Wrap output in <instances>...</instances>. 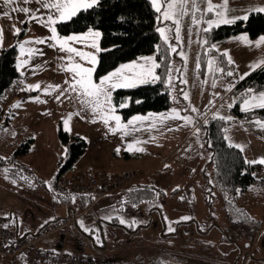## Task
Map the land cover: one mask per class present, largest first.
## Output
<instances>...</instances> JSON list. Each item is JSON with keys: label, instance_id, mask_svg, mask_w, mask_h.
Here are the masks:
<instances>
[{"label": "rangeland", "instance_id": "1", "mask_svg": "<svg viewBox=\"0 0 264 264\" xmlns=\"http://www.w3.org/2000/svg\"><path fill=\"white\" fill-rule=\"evenodd\" d=\"M43 2L46 0H30L27 4H23V0H16V3L22 6L38 9L46 20L47 13L55 10L45 9ZM206 2L207 0H189V4L198 3L201 7H206ZM224 2L225 0H213V3L219 6L218 10H223ZM15 7V3L9 7L6 6L5 0H0V13H11L9 16L0 15V26L3 27V45L0 46V52L18 45L17 64L25 59L28 60L27 64L18 67L27 83L39 82L41 89L51 84H60L65 96L57 100L58 89H50L47 93L40 89H27L21 92L22 98L28 97L30 93L40 99H28L25 108L19 112L23 119L12 126L18 125L20 132L28 136L25 142L34 141L30 152L26 155H18L6 165L0 164V219L4 221V226L7 225V229L17 232L20 236H36L37 250L65 252L75 256L86 255L97 259L99 264L104 260L111 264H146L145 262L151 263L156 257H161L169 264H264V186L254 182L242 193L234 209L228 208L222 193L214 186L212 151L206 149V143L203 144L205 138L202 140V136L199 135L201 146L195 141L196 135L184 140L190 124H185L179 119L169 117L163 122H157L159 118L153 115L144 121L129 124L126 129L111 131L102 119L94 118L99 114L93 113L89 107L81 103L78 94L68 91L66 81L72 74L61 66L68 63L61 58L69 53L61 49L59 44L53 47L55 42L50 39L52 35L50 28L46 24H41L38 17L31 18V14L17 11ZM259 7H264V0H227V13L241 17L235 22L247 21L253 12L264 13L254 10ZM245 13L248 14L246 20L242 19ZM157 14L158 17L160 14ZM212 15L209 13L206 18ZM25 21L28 22L24 23ZM63 22H58L57 25ZM168 23L170 22H158V27ZM189 24L190 16H185L182 19V42L174 39V33H169L172 42L179 44L177 51H184L188 56L186 66L182 68L183 59L176 53H169L175 61V68L179 69V73L173 76L172 87L164 82V76L161 77L170 98L183 89L189 93L190 101L193 97H198L200 101L201 93L203 94L204 91L200 112L205 113L207 108L208 111L220 109V106L218 108L215 106L225 93L230 92L226 101L221 102L225 107L220 109L225 115L234 117V120L228 121L227 124V136L233 141L230 146L242 145L239 149L244 153L247 161L251 165H261L260 167L264 168V163L259 159L264 157V128L256 123L259 117L239 118L233 112L235 104L238 103L240 110L248 113L242 110L239 92L236 89L238 84L249 75L239 80L236 77L249 72L251 63L264 59V43L257 44L259 37L253 39L248 35L251 43L246 44L239 38L241 34L223 40H212L213 30L232 23L214 26L208 32L201 31L199 26L189 27ZM14 25L22 29L20 34L14 31ZM204 27H207L206 24ZM30 37L44 39L26 44L25 52L21 53L18 42ZM205 37L209 43H215L219 49L228 51L208 50L203 44ZM98 43L99 50L91 47L90 41L75 43L74 46L96 52L99 62L102 51L101 36ZM159 45L161 49L165 47L161 36ZM29 48H34L36 51L29 55ZM151 55H156L161 64L166 63L157 51ZM229 55L235 63L228 62ZM210 56L214 58L213 68L219 65L225 69L224 73L208 71ZM139 58L136 59L138 62H140ZM76 60L79 61L80 58L76 57ZM98 62L95 65V79H97L95 74ZM197 63L201 65L199 69L196 68ZM259 68L261 67L252 70L250 74ZM159 69L157 72L160 74ZM161 69L165 73L164 67ZM228 69H231L235 75L230 77ZM177 74L186 78L188 83L185 85L176 80ZM203 74H205L204 79ZM214 78L216 82L213 86ZM148 83L138 84L135 87ZM228 83L235 84L231 91L226 88ZM192 85H195V93L186 90V86L190 89ZM135 87L114 89L112 99L115 91ZM217 92L221 94L219 98L214 97ZM233 95L237 97L236 103L230 107L232 110L227 112L225 111L229 108L227 102ZM8 98L13 99L10 89L0 101L3 102ZM213 98H215L214 105L210 104ZM197 105L192 101L189 104L183 98L178 102L171 99L169 110L172 107L186 108L187 111L182 113L188 115L191 114L188 112L192 111V107ZM124 107H129V104H125ZM169 110L149 113L168 115ZM149 113L138 115L148 116ZM191 115L196 117V113ZM9 118L11 112L6 110L0 118V136L1 131L8 127L6 122ZM122 122L128 121L122 117ZM110 123L115 125V121ZM177 124L179 127H174ZM148 125L153 126L148 127ZM60 126L71 135V141L80 137L88 145L85 156L61 176L63 179H69L79 172L114 176L131 174L136 182L144 186H156L161 192L153 201L142 205H124L121 201L123 194L132 189L131 186L123 187L120 192L115 193L116 195L101 198L98 197L102 192L99 195L96 193L100 192L99 189H91L85 194L89 197L87 201L90 200L88 204L82 201L81 196H75L74 201L59 200L56 193L59 190L58 181L61 180L59 174L69 157V147L59 136ZM204 132L206 137V130ZM129 143L133 145L132 151L128 150ZM181 143L180 149H177ZM22 144L23 142L11 147L5 144L4 148L1 146L0 158L12 159ZM118 147L119 152H117ZM141 148L145 150L141 151ZM201 160L203 170L199 175L197 168ZM205 161L208 163L207 166ZM17 167L18 176H11L9 171H4L5 168L17 169ZM165 181L167 184H164ZM160 182L165 186H160L158 184ZM49 183L52 184V188H49ZM169 186L181 190L171 192ZM192 186L191 195L188 188ZM67 190L70 192L71 189L67 188ZM70 193H73L72 190ZM108 215H112V219H107ZM185 216L190 218L183 219ZM53 217L55 219H50ZM74 217H77L73 220L75 222L69 226H63L52 234L39 238V233L44 227L61 226L66 220ZM120 217H123L127 223H122ZM81 219L84 222L83 227L79 223ZM114 219L117 220L114 224L119 223L122 227L113 225ZM133 220L136 223H131ZM130 224L138 228L135 233L126 230L131 227ZM85 228L91 231H86ZM37 232L39 233L36 234ZM97 237L102 243L97 242ZM162 252L169 255H161Z\"/></svg>", "mask_w": 264, "mask_h": 264}, {"label": "trees", "instance_id": "2", "mask_svg": "<svg viewBox=\"0 0 264 264\" xmlns=\"http://www.w3.org/2000/svg\"><path fill=\"white\" fill-rule=\"evenodd\" d=\"M157 15V12L151 4V0H99L97 6L80 11L71 20L58 24L57 29L61 35H70L73 32H84L89 27L98 29L101 32L102 51L99 55V62L95 74L96 78L99 79L122 63H127L130 60L138 59L142 56L151 55L156 51L155 45L160 43V35L156 30L158 27ZM242 33H247L253 39L264 35V13L253 12L247 21L240 20L229 25L220 26L213 30L211 38L212 40H223ZM17 59L18 45H14L0 52V100L9 89L12 97H21L22 86L17 90L14 89V80L20 76ZM159 72L163 78V69L160 68ZM162 78L156 83H148L132 89H119L114 92V103L129 104V107L117 108V112L124 120L127 121L138 114L165 112L169 110L171 107V98ZM249 87L257 91L264 90V66L240 82L236 91L240 93ZM233 112L239 118H264V109L243 113L238 103L235 104ZM2 114H4L3 108ZM209 119L210 124L204 125V128L206 130L209 149L212 151L214 186L222 193L227 207L234 209L235 203L240 199L242 193L247 191L256 182L255 172L262 168L260 165H251L239 148L228 144L223 132V129L227 127L228 121ZM59 136L69 147L68 161L60 171V178L81 159L86 153L88 145L80 137L73 138V141H71V135L65 132L62 126H60ZM33 142V140L24 142L13 155L12 159L4 160L0 158V164L6 165L18 155H26L30 152ZM8 171L11 176H18L19 174L18 167L17 169H8ZM65 180L67 181L68 179ZM57 186L59 190L56 193L59 200L64 202L72 201L71 197L74 194L75 196H81L84 203H90V200L87 201L89 197L85 194H76L74 192L71 194V190L69 192L67 187L60 181H58ZM159 192L161 190L156 186H144L141 183H137L132 186L131 191L128 190L120 198L124 205H142L153 201ZM115 221L117 220L114 219L113 225L122 227L119 223L114 224ZM126 230L130 233H135L138 228L131 226L130 228H126ZM164 254L169 255V253H161V255ZM145 263L147 264L149 262ZM102 264L111 263L104 260ZM149 264L169 263L164 262L161 257H156Z\"/></svg>", "mask_w": 264, "mask_h": 264}, {"label": "snow or ice", "instance_id": "3", "mask_svg": "<svg viewBox=\"0 0 264 264\" xmlns=\"http://www.w3.org/2000/svg\"><path fill=\"white\" fill-rule=\"evenodd\" d=\"M30 0H23V4L29 3ZM14 3L16 4L15 10L24 12L26 14H31V18H39L41 24H46L47 27L51 30V37L50 39L54 41L53 47L56 44H59L61 49L69 53L68 55L62 57L61 59L68 61L66 65H61L65 67L68 72L72 75L70 79L66 81L68 84V91L78 94L81 97V103H84L87 107L91 109L93 113H98L99 115L94 117L98 119H102L110 128L111 131L115 132L118 129H126L129 124L136 122V121H144L151 116H156L159 118L157 122H163L167 120L169 117L174 119H179L183 121L185 124H192L195 129L196 133L201 132V127L196 126L197 121L194 116L191 114L188 115H181L182 112H186L187 109H181L177 107H172L169 110L168 115L164 113H156L152 114L149 113L148 116L144 115H136L131 118L130 121L127 123L122 122L121 115L116 111L118 107H124L123 103L117 104L113 102L112 93L114 89L118 88H131L135 87L138 84H145L148 82H156L157 80H161V75L157 72V69L164 67V82L169 85V87L173 86V76L175 73H179V69L175 68V61L169 55V53H176L183 59V64L181 67H185L188 56L184 51H177L179 48V44L173 43L170 39L169 33H174V39L176 41L182 42L181 37V29H182V19L185 16H190V24L189 27L192 26H199L201 31L208 32L214 26H219L225 23H234L237 19H241V17L235 15H229L227 13V0H225L223 5V10H218V5L213 3V0H207L206 7H201L198 3L189 4V0H151V4L153 8L156 10L157 13L160 15L157 17L158 22H170L168 24H164V26L157 27V32H159L160 36L162 37L165 47L161 49L159 44L155 45L157 53H160L163 57V60L166 63L161 64L158 62L156 55H148L142 56L139 58L138 62L136 59L130 60L127 63H122L118 67L114 68L112 71H109L106 75L100 77L98 80L94 78L95 72V65L98 62V57L96 52L85 51L82 48H78L75 43H87L90 41L91 47L99 50V43L98 40L101 36V32L98 29H93L89 27L87 31L84 32H73L70 35H61L58 32L56 27L58 22L68 21L71 20L72 17L76 16L82 9L87 10L92 8L93 6L98 4V0H46L43 2V7L45 9H54L55 11H49L47 13V19L45 20L44 15L39 13L38 9H32L30 7L22 6L19 3H16V0H5L6 6H13ZM258 10L264 12V7H259ZM209 13L213 15L209 18H206ZM0 15L9 16L11 15L10 12H3ZM248 14L245 13L242 19H247ZM25 21L24 23H27ZM206 24V28L204 25ZM14 31L17 34H20L22 29L17 26H13ZM243 40L244 43L248 44L251 41L248 38L247 33H242L239 37ZM44 38L39 37H30L26 40L19 41V48L21 53L25 52V45L31 43L32 41L39 42ZM199 40V37H198ZM257 44L264 43V35L259 37V40L256 42ZM203 44L207 46L208 50L216 49L218 52L223 51L227 52L228 50H221L215 43H209L207 38L203 40ZM3 45V27L0 26V46ZM36 51L34 48H29L28 53L29 55ZM76 57H79L80 60L77 61ZM213 57H209L207 68L209 72H218L224 73L225 69L216 65L213 68ZM229 63H235L231 56L227 57ZM85 61L88 63L86 64ZM28 60L25 59L18 63V67H21L24 64H27ZM264 66V59H261L257 62H253L249 66V72H244L243 74L236 77L237 80L243 79L244 77L250 75V72L258 67ZM201 65L197 63L196 68L199 69ZM228 75L234 76L235 74L231 69H228ZM186 75V73H185ZM176 80L180 81L183 84H187L188 81L182 75L177 74L175 76ZM216 78L213 80V86L215 85ZM235 87L234 83H228L226 88L231 91ZM27 88L29 90L32 89H40L43 92L47 93L50 89H58L59 92L56 96V99L59 100L62 96H65V91L61 87L60 84H51L47 87L41 89V84L37 83H29L27 84ZM220 93H215V96H220ZM33 100H39L40 97L38 96H31L29 97ZM67 98V97H65ZM181 98L183 100L188 101L189 104L191 103L189 93L183 89L179 90L177 95H173L171 99L174 102H178ZM240 104L242 106V110L246 112H253L256 108L264 109V90L257 91L251 87L242 90L239 93ZM237 97L235 95L231 96L229 101L227 102V106L230 108L236 103ZM19 103V102H17ZM210 104H215V98L210 101ZM225 105L221 103L220 109L224 108ZM220 109H217L211 113V119H219L222 121H233L234 117L232 115H225ZM193 112L199 113L200 116L204 117L202 120L203 125H209L210 119L207 113H200L198 109L194 106L192 107ZM115 121V125L113 126L110 122ZM67 123V121H65ZM256 123L259 127L264 128V119H256ZM153 125H148L151 127ZM174 127H179V125H174ZM224 138L227 140L229 145L233 144V141L227 136L228 129L225 127L223 129ZM15 135V133H12ZM138 143V141H137ZM236 148H242V145L235 144ZM128 150H133L132 143L128 144ZM141 151L145 149L141 148ZM117 152H119V147L117 148ZM2 159H7V157H3ZM260 162L264 163V157H260ZM253 163L255 161H252ZM5 172L8 171L7 168L4 169ZM27 179V177H25ZM49 188H52V184L49 183ZM178 187V186H177ZM131 191V189L129 190ZM237 191H239L237 189ZM71 199L75 200V195L71 197ZM11 215V214H6ZM107 219H112V215H108ZM190 217H183V219H189ZM50 219H55L50 218ZM122 223H127L120 217ZM80 225L83 227L84 222L81 219L79 221ZM131 223H136L133 220ZM131 226V224L129 225ZM7 227V225H5ZM86 231H91L89 228H85ZM172 230V229H169ZM97 242H101L99 237H97Z\"/></svg>", "mask_w": 264, "mask_h": 264}, {"label": "built area", "instance_id": "4", "mask_svg": "<svg viewBox=\"0 0 264 264\" xmlns=\"http://www.w3.org/2000/svg\"><path fill=\"white\" fill-rule=\"evenodd\" d=\"M23 78L18 76L14 80V89L23 85ZM2 108L0 107V116ZM256 182L264 186V168L254 174ZM134 181L131 174L125 176H114L97 173L79 172L73 174L67 181L62 183L76 194H86L91 189H102L111 192L123 188ZM75 220V219H74ZM72 220H66L61 226L45 227L39 238H43L59 230L63 226H69ZM36 237V236H35ZM34 236H20L4 226V221L0 219V264H99L97 259L86 255H71L65 252L56 253L54 251L37 250L38 239Z\"/></svg>", "mask_w": 264, "mask_h": 264}, {"label": "crops", "instance_id": "5", "mask_svg": "<svg viewBox=\"0 0 264 264\" xmlns=\"http://www.w3.org/2000/svg\"><path fill=\"white\" fill-rule=\"evenodd\" d=\"M19 72H20V76L23 78V80H24V84L22 85V89L21 90H27L28 88H27V81H26V78H25V76L21 73V71L19 70ZM205 76V74H203L202 75V78ZM196 79H198L197 77H196ZM204 79V78H203ZM196 85V84H195ZM195 85H192V87L189 89L187 86H186V90H191V92L192 93H195V91H194V87H195ZM205 84H203V86H204ZM29 90V89H28ZM230 93V92H229ZM229 93L228 94H224L223 95V97H222V99H220V101H219V103H217V105L215 106V108H218L220 105H221V102L222 101H226V99H227V97H228V95H229ZM32 94H35V93H32ZM193 95H195V94H192V96ZM203 95H204V91H203V94L201 93V97H200V101H199V98L198 97H196V98H194L193 97V99H191V101L194 103V104H198L197 106H195V108L196 109H198L199 110V112H200V108H201V104H202V97H203ZM210 96L212 95L211 93L209 94ZM28 97H25V98H22V96L20 97V96H18V97H13V99L11 98H8V99H6L5 101H3V102H1L0 101V105H2V108H3V110H4V113H5V111L6 110H10V112H11V118H9V119H7L8 120V122H6V125L8 126L6 129H3L2 131H1V136H0V141H2V142H0V147L2 146L3 148L5 147V144H7L8 146H13L14 144H17V145H19V144H21L22 142L24 143L25 142V140H26V137H28V136H25V134L24 133H22V132H20V128L18 127V125H17V127H12V126H14V123L16 122V124L17 123H20V121L23 119V116H22V118H21V116H20V114H19V112L20 111H22V109L23 108H25V106H26V104L29 102V100L28 99H30L29 97H31V96H33V95H30V93H28V95H27ZM216 98H219V96H216ZM17 102H19V103H17ZM187 104V103H186ZM187 106V105H186ZM208 109V108H207ZM207 109H205V113H207L208 114V117L210 118L211 117V113L214 111L213 109H211L210 111H208ZM232 110V108H226L225 109V111H227V112H229V111H231ZM188 113H191V114H195L196 113V121L198 122L197 123V125L196 126H198V127H201V132L200 133H196L195 132V129H194V127L192 126V124H190V127L188 128V133H187V136H186V138L184 139V140H186V139H189L190 137H192L193 135H196L197 137H196V143H197V145H200L201 146V142H200V137H199V135H201L202 137H201V139L202 140H204V138H205V141L203 142V144H205L206 143V149H208L209 150V146H208V141H207V136L205 137L204 135H205V132H204V130H205V128H204V125L202 124V120H203V118L204 117H202V116H200L199 115V113H197V112H193V111H191V112H188ZM201 113V112H200ZM181 115H186V113H182ZM2 116H3V114H2ZM1 116V117H2ZM18 120V121H17ZM130 120V119H129ZM129 120H127V121H129ZM126 121V120H125ZM11 124V125H10ZM202 129H204V130H202ZM15 133V135H13L12 133ZM182 140V139H181ZM13 142H15V143H13ZM181 145H182V143L181 144H179L178 145V148L177 149H180V147H181ZM1 149L2 148H0V152H1ZM87 152V151H86ZM86 154V153H85ZM85 154L81 157V159L85 156ZM166 160H169V159H166ZM211 162H212V159H211ZM205 163V165L207 166L208 165V163H206V161L204 162ZM261 166V165H260ZM205 167V166H204ZM199 168V169H198ZM198 168H197V170H198V174L200 175L201 174V172H202V170H203V162H202V160H201V164L198 166ZM262 168V167H261ZM168 179V178H167ZM62 180V181H61ZM61 180H60V182L62 183L63 181H65V179H63V177L61 178ZM138 183V181L136 182V180H134L133 182H131L130 184H128L127 186H125V187H129V186H133L134 184H137ZM160 186H165V185H163L161 182L160 183H158ZM164 184H167V182L165 181L164 182ZM159 186V187H160ZM168 186V185H167ZM162 188V187H161ZM98 189V188H97ZM122 188H120V189H115V190H113V191H111V192H105V191H103L102 189H99V191L100 192H96L97 193V195H99L101 192H102V194H101V196H99L98 198H101L102 196L103 197H108V196H113L115 193H118V192H120V190H121ZM189 189V192H190V194L192 195V193H193V186L192 187H189L188 188ZM200 189H202V188H199V190ZM204 189V188H203ZM169 190L171 191V192H176V191H180L181 190V188H175V187H171V186H169ZM184 190V189H183ZM116 195V194H115ZM97 201H100V200H98L97 199ZM112 203H114V202H112ZM75 218H77V217H74L73 218V220L75 219ZM70 220H72V219H70Z\"/></svg>", "mask_w": 264, "mask_h": 264}]
</instances>
